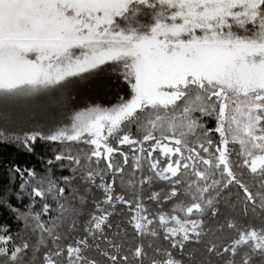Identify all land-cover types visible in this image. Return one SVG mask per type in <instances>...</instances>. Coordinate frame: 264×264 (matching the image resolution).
Segmentation results:
<instances>
[{"label": "snow or ice", "instance_id": "6c2138e0", "mask_svg": "<svg viewBox=\"0 0 264 264\" xmlns=\"http://www.w3.org/2000/svg\"><path fill=\"white\" fill-rule=\"evenodd\" d=\"M105 72L127 96L19 127ZM38 140L71 175L8 169L0 264H264V0H0V141Z\"/></svg>", "mask_w": 264, "mask_h": 264}, {"label": "trees", "instance_id": "16d2710c", "mask_svg": "<svg viewBox=\"0 0 264 264\" xmlns=\"http://www.w3.org/2000/svg\"><path fill=\"white\" fill-rule=\"evenodd\" d=\"M75 90L77 96L69 114L92 105L110 106L116 102L119 96H127L129 87L127 84L112 72H105L98 76H94L88 80L78 81ZM60 120H67L68 115ZM209 127L214 126V121H209ZM52 124V123H51ZM50 125L48 123L39 122L36 124L23 125L19 127L24 130L40 128L42 130ZM19 130V128L17 129ZM33 151L28 152L21 145L15 141H0V190L9 193L18 190L19 180H12L9 176L8 169L16 164L21 167L34 168L39 174H49L54 179L59 180L61 176L71 175V169L67 166V161L55 162L53 166H49L47 161L53 159L56 154L63 150V146L46 141H37L33 146ZM63 164L64 167L59 165ZM51 167L52 171L48 173V168ZM61 183H63L61 181ZM11 203L23 208L29 201L27 198L23 202L18 201L14 196L11 198ZM55 206V205H54ZM87 212L78 218L77 223L83 225L86 223ZM0 223L11 224L13 234H17L22 228V224H18L13 220L12 214L7 209H0Z\"/></svg>", "mask_w": 264, "mask_h": 264}, {"label": "rangeland", "instance_id": "374dc122", "mask_svg": "<svg viewBox=\"0 0 264 264\" xmlns=\"http://www.w3.org/2000/svg\"><path fill=\"white\" fill-rule=\"evenodd\" d=\"M66 95L68 99L62 109L50 105L47 101H38L30 106L19 109L15 113V119L23 125L36 124L39 122L51 124L54 121H60L69 114L68 112L71 107L76 104L75 97L77 96V92L75 87L69 89Z\"/></svg>", "mask_w": 264, "mask_h": 264}]
</instances>
